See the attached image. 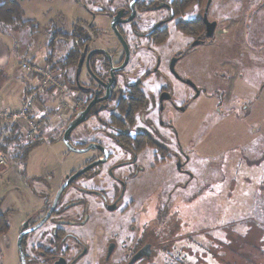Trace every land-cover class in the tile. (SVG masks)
<instances>
[{"label":"rangeland","instance_id":"obj_1","mask_svg":"<svg viewBox=\"0 0 264 264\" xmlns=\"http://www.w3.org/2000/svg\"><path fill=\"white\" fill-rule=\"evenodd\" d=\"M120 1L25 2L47 4L28 5L27 17L41 28L37 34L29 27L17 32L15 60H49L61 75V86L42 91L36 101L44 122L43 143L25 161L16 155L23 145L36 140L0 119V152L6 159L0 165V213L9 223L0 235V264H20L18 237L23 220L41 202L36 193L48 190L46 182L59 185L96 153L71 151L62 139L77 95L70 91L60 62L73 45L69 35H82L87 22L97 25L100 44L120 48L110 27L111 13ZM213 3L215 9L224 3L220 4L225 15L219 34L225 39L228 66L209 72L201 65L194 68L199 84L207 90L178 117V139L184 151L180 167L175 159H167L155 168L145 163L133 169L130 186L134 191L129 198L134 202L124 216H110L113 222L118 217L119 241L130 239L133 233L124 227L133 224L135 242L144 241L145 236V242L153 244L152 257L145 264H264V0ZM102 8L107 14L99 13ZM219 53L214 49L215 63L223 57ZM18 74L26 86L30 77L19 70ZM209 74L215 76L214 82L205 85L202 80ZM83 127L79 125L70 135L76 146L94 137H84ZM110 164L112 160L104 168ZM26 252L30 256L29 245Z\"/></svg>","mask_w":264,"mask_h":264},{"label":"flooded vegetation","instance_id":"obj_2","mask_svg":"<svg viewBox=\"0 0 264 264\" xmlns=\"http://www.w3.org/2000/svg\"><path fill=\"white\" fill-rule=\"evenodd\" d=\"M180 1L138 0L129 21L132 0L120 1L110 16L119 49H108L99 43L98 28L93 22H87L82 35L76 32L69 35L74 41L64 60L70 91L77 95L69 123L95 101L79 124L84 126V137L88 134L94 137L80 147L100 146L90 149L96 153L79 169L95 161L99 163L64 189L42 224L67 175L59 185L53 187L46 182L48 190L36 193L41 202L23 220L20 232L30 230L22 238L26 264L150 261L153 244L145 242V236L144 241L135 242L133 224L128 229L127 224L124 227L133 233L130 239L119 241L118 217L113 222L110 216H124L134 202V198H129L134 191L130 186L135 178L133 169L148 163L155 168L167 159H175L180 167L184 151L178 139V117L207 90V86L199 84L194 68L201 65L208 72L215 71L228 61L225 39L219 34L225 15L220 7L224 3H218L215 9L213 0L209 6L208 0L195 2L182 12ZM99 13L107 11L102 8ZM115 17L121 37L112 25ZM214 49L221 52L219 56L223 55L217 63ZM214 78L209 74L202 83L209 85ZM110 160L112 164L104 168ZM18 250L23 264L19 246ZM137 255L139 258L135 260Z\"/></svg>","mask_w":264,"mask_h":264},{"label":"built area","instance_id":"obj_3","mask_svg":"<svg viewBox=\"0 0 264 264\" xmlns=\"http://www.w3.org/2000/svg\"><path fill=\"white\" fill-rule=\"evenodd\" d=\"M19 71L33 78L35 84L27 91L19 107L0 105V119L21 129L30 140H37L44 137V122L39 117L36 101L42 91L61 86L58 78L61 75L55 73L47 59L42 57L20 61ZM5 163L6 159L0 152V165Z\"/></svg>","mask_w":264,"mask_h":264},{"label":"crops","instance_id":"obj_4","mask_svg":"<svg viewBox=\"0 0 264 264\" xmlns=\"http://www.w3.org/2000/svg\"><path fill=\"white\" fill-rule=\"evenodd\" d=\"M26 1L29 2L30 0H18L24 9L26 17L28 8H30L33 4L34 7H36V5L43 6L47 4L43 2L25 3ZM29 4L30 7L28 6ZM26 19L33 20V18L28 17ZM16 47V34L12 32V29L0 23V73H2L0 77L2 80V82L0 81V105L7 102L11 104L12 107H19L22 104L27 91L35 84V80L30 77L28 81H26V86H23L20 74H18L19 63L23 60V58L15 60V55H17ZM18 130L21 129L18 128Z\"/></svg>","mask_w":264,"mask_h":264},{"label":"trees","instance_id":"obj_5","mask_svg":"<svg viewBox=\"0 0 264 264\" xmlns=\"http://www.w3.org/2000/svg\"><path fill=\"white\" fill-rule=\"evenodd\" d=\"M203 0H181V11L183 12L188 6L195 4V2H202ZM0 23L6 25L8 28L12 29V32L17 35L18 31H22L27 27L30 28L32 34H37L41 28L40 24L35 20L26 19L25 12L18 0H0ZM49 62V60H48ZM62 68L64 70V76L67 78V61L61 60ZM54 66V65H53ZM52 66V67H53ZM55 68V67H54ZM2 73H0L1 77ZM63 76V75H62ZM2 82V80L0 79ZM11 138H8L9 141ZM6 141V140H5ZM43 143L42 139L39 138L36 141L28 142L23 145L20 149V154H17L21 160H26L29 152L37 145ZM5 150V147L2 146ZM9 228L8 220L5 214L0 213V235L5 233Z\"/></svg>","mask_w":264,"mask_h":264},{"label":"water","instance_id":"obj_6","mask_svg":"<svg viewBox=\"0 0 264 264\" xmlns=\"http://www.w3.org/2000/svg\"><path fill=\"white\" fill-rule=\"evenodd\" d=\"M138 0H132L131 2V6L133 8V13L131 15V17L128 19L131 20L134 16V4L137 2ZM211 3V0H208L207 2V6H209V4ZM118 19L117 17L114 18L113 22H112V25L114 27V29L116 30V32L120 35L121 37V34L119 33L118 29H117V23H118ZM211 34V33H210ZM209 34V35H210ZM212 35V34H211ZM79 71H80V64H79V67H78V70H77V80H78V75H79ZM95 101H93L89 106L88 108L86 109V111L84 112H78L75 116V118L67 125L64 133H63V141L64 143L66 144V146L71 150V151H74V152H85V151H88L90 149H93V148H96L98 147L99 145H96V144H90L86 147H80V146H76L74 145L71 140H70V135L72 133V131L84 120L87 112L89 111V109L91 108V106L94 104ZM100 147V146H99ZM102 148V147H101ZM103 149V148H102ZM104 153H105V158L107 157V151L104 150ZM99 161H95L89 165H87L86 167L84 168H81L79 169L78 171H76L75 173H73L72 175L70 174H67L66 178V182L62 185V187L60 188V190L58 191L57 195H56V198L54 200V203H53V206L52 208L50 209V211L47 213V215L44 217V219L41 221L40 224H42L49 216L50 214L52 213L53 209L55 208L57 202H58V199L60 197V195L62 194V192L64 191V189L77 177H79L80 175H82L84 172L88 171L89 169H91L93 166H95L96 164H98ZM27 225V222L24 224V226ZM30 230H25L23 231L19 238H18V246H19V249H20V253H21V258H22V263L23 264H26V260H25V254H24V250H23V246H22V238L23 236L28 233ZM141 256V255H140ZM139 257L137 255V257H135V260H137Z\"/></svg>","mask_w":264,"mask_h":264}]
</instances>
